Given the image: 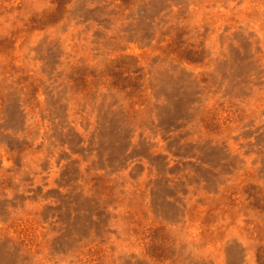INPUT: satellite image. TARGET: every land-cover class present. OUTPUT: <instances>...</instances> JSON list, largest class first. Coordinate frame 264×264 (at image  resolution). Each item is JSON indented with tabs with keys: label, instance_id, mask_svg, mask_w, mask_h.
<instances>
[{
	"label": "rangeland",
	"instance_id": "374dc122",
	"mask_svg": "<svg viewBox=\"0 0 264 264\" xmlns=\"http://www.w3.org/2000/svg\"><path fill=\"white\" fill-rule=\"evenodd\" d=\"M0 264H264V0H0Z\"/></svg>",
	"mask_w": 264,
	"mask_h": 264
}]
</instances>
